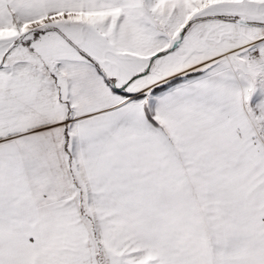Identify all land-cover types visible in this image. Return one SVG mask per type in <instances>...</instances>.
Wrapping results in <instances>:
<instances>
[{"label": "snow or ice", "instance_id": "1", "mask_svg": "<svg viewBox=\"0 0 264 264\" xmlns=\"http://www.w3.org/2000/svg\"><path fill=\"white\" fill-rule=\"evenodd\" d=\"M0 264H264V0H0Z\"/></svg>", "mask_w": 264, "mask_h": 264}]
</instances>
